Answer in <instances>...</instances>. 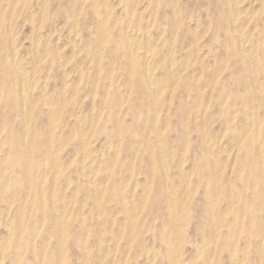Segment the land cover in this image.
I'll return each instance as SVG.
<instances>
[{"label":"rangeland","instance_id":"obj_1","mask_svg":"<svg viewBox=\"0 0 264 264\" xmlns=\"http://www.w3.org/2000/svg\"><path fill=\"white\" fill-rule=\"evenodd\" d=\"M0 1V264H264V0Z\"/></svg>","mask_w":264,"mask_h":264},{"label":"bare ground","instance_id":"obj_2","mask_svg":"<svg viewBox=\"0 0 264 264\" xmlns=\"http://www.w3.org/2000/svg\"><path fill=\"white\" fill-rule=\"evenodd\" d=\"M13 1V0H12ZM45 1V0H44ZM43 1V2H44ZM106 1V0H105ZM1 2V1H0ZM176 2V1H175ZM4 3V2H3ZM37 3V2H36ZM171 3V2H170ZM5 4V3H4ZM16 4V3H15ZM6 5V4H5ZM137 5V4H136ZM2 6V5H1ZM4 6V5H3ZM235 6V5H234ZM1 8V7H0ZM105 8V7H104ZM136 8V7H135ZM146 8V7H145ZM42 9V8H41ZM14 10V9H13ZM45 10V9H44ZM156 10V9H155ZM133 12H134V10H132ZM256 11V10H255ZM96 12V11H95ZM254 13V12H253ZM102 14V13H101ZM236 14V13H235ZM139 15V14H138ZM177 15V14H176ZM78 16V15H77ZM132 16V15H131ZM154 16V15H153ZM11 18V17H10ZM101 18V17H100ZM120 18H122V17H120ZM131 18V17H130ZM101 20V19H100ZM153 20V19H152ZM239 21V20H238ZM237 21V22H238ZM103 22V21H102ZM130 22V21H129ZM234 22V21H233ZM78 24V23H77ZM76 24V25H77ZM239 24V23H238ZM103 25V24H102ZM129 25V24H128ZM237 26V25H236ZM239 26V25H238ZM104 27V26H103ZM133 27V26H132ZM235 27V26H234ZM240 27V26H239ZM129 28V27H128ZM194 28V27H193ZM193 28H192V30H193ZM103 29V28H102ZM131 29V28H130ZM104 30V29H103ZM234 30V29H233ZM133 31V30H132ZM194 31V30H193ZM127 32H128V30H127ZM135 32H136V30H135ZM149 32V31H148ZM147 32V33H148ZM241 32H243V31H241ZM16 33V32H15ZM33 33V32H32ZM54 33V32H53ZM129 33V38H131L132 37V34H130V32H128ZM138 33V32H137ZM146 33V34H147ZM77 34V33H76ZM102 34H104V33H102ZM242 34V33H241ZM135 35V34H134ZM138 35V34H137ZM175 35V34H174ZM146 36V35H145ZM148 36V35H147ZM31 37V36H30ZM135 37V36H134ZM137 37V36H136ZM161 37V36H160ZM103 38V37H102ZM128 38V37H127ZM139 38H141V37H139ZM143 38V37H142ZM151 38V37H150ZM147 39V38H146ZM155 39V38H154ZM128 40V39H127ZM241 40V39H240ZM174 41V40H173ZM243 41V40H242ZM153 42V41H152ZM175 42V41H174ZM149 43V42H148ZM154 43V42H153ZM132 44H133V42H132ZM129 45V44H128ZM131 45V44H130ZM129 45V46H130ZM154 45V44H153ZM244 46V45H243ZM261 46V45H260ZM55 47V46H54ZM147 48H148V45L146 46ZM153 47V46H152ZM155 47V46H154ZM58 48V47H57ZM262 48V47H261ZM104 49V48H103ZM172 49H174V48H172ZM51 51V50H50ZM131 51V50H130ZM59 52V51H58ZM102 52V51H101ZM150 52H152V51H150ZM131 53H132V51H131ZM148 53V52H147ZM189 53V52H188ZM35 54V53H34ZM133 54H134V52H133ZM37 55V54H36ZM151 55V54H150ZM14 58H17V57H14ZM132 58V57H131ZM250 59V58H249ZM20 60V59H19ZM26 60V59H25ZM38 60V59H37ZM131 60V59H130ZM170 61H171V59H170ZM174 61V60H173ZM173 61L171 62V63H173ZM15 64H17V62H19L18 60H17V62L16 61H13ZM131 62H132V60H131ZM148 62V61H147ZM188 62V61H187ZM24 63V62H23ZM22 63V64H23ZM60 63V62H59ZM98 63V62H97ZM170 63V64H171ZM32 64V63H31ZM186 64V63H185ZM251 64V63H250ZM19 65V64H18ZM25 65V64H24ZM30 65V64H29ZM148 65V64H147ZM146 65V66H147ZM150 65V64H149ZM175 69H177L175 66H173ZM182 67V66H181ZM185 67V66H184ZM252 67V66H251ZM29 68V67H28ZM27 68V69H28ZM147 68H148V66H147ZM183 68V67H182ZM186 68V67H185ZM18 69H19V67H18ZM130 69V68H129ZM181 69V68H180ZM148 70V69H147ZM179 70V69H178ZM23 71H24V68H23ZM131 71V70H130ZM185 71V70H184ZM22 72V71H21ZM149 72V71H148ZM253 72V71H252ZM25 73V72H24ZM27 73V72H26ZM130 73V72H129ZM171 73H173V71L171 72ZM183 73V72H182ZM100 74V73H99ZM23 75H25V74H23ZM27 75V74H26ZM26 75H25V77H26ZM131 75V74H130ZM46 76V75H45ZM172 76H173V74H172ZM22 77V76H21ZM97 77V76H96ZM23 78V77H22ZM179 78V77H178ZM254 78H256V76L254 77ZM24 79V78H23ZM26 80V79H25ZM27 80H28V78H27ZM127 80H128V78H127ZM252 80H254V79H252ZM256 80V79H255ZM23 82V81H22ZM22 85H23V83H21ZM203 84V83H202ZM255 84V83H254ZM78 85V84H77ZM131 85V84H130ZM206 85V84H205ZM126 86V85H125ZM204 86V85H203ZM131 87V86H130ZM200 87V86H199ZM174 88V87H173ZM255 88H257V87H255ZM75 89V88H74ZM124 91V90H123ZM19 92V91H18ZM76 93V92H75ZM122 93V92H121ZM203 93V92H202ZM65 94V93H64ZM159 94V93H158ZM169 94H171V93H169ZM156 95H157V93H156ZM25 96V95H24ZM67 96H69V94L67 95ZM196 96V95H195ZM23 97V96H22ZM170 97V96H169ZM201 97H202V95H201ZM200 98V97H199ZM24 99V98H23ZM34 102H35V100H34ZM64 102V101H63ZM157 102H158V100H157ZM22 103H23V101H22ZM165 103V102H164ZM25 104V103H24ZM48 104V103H47ZM53 104V103H52ZM79 104H80V102H79ZM232 104H233V102H232ZM27 105V104H26ZM51 105V104H50ZM28 106H29V104H28ZM34 107V106H33ZM51 107V106H50ZM93 107V106H92ZM156 107V106H155ZM154 107V108H155ZM157 108V107H156ZM26 109H27V106H26ZM51 110V109H50ZM92 110V109H91ZM127 110V109H126ZM61 111V110H60ZM32 112V111H31ZM52 112H53V110H52ZM79 112V111H78ZM157 113V112H156ZM61 114V113H60ZM190 114V113H189ZM234 114V113H233ZM119 115V114H118ZM125 115V114H124ZM165 118V117H164ZM189 118V117H188ZM29 119V118H28ZM58 119V118H57ZM53 120V119H52ZM54 121V120H53ZM203 121V120H202ZM28 122H29V120H28ZM55 122V121H54ZM154 122H155V119H154ZM166 122V121H165ZM156 123V122H155ZM52 124H53V122H52ZM90 124H92V123H90ZM248 124V123H247ZM250 124H252L251 122H250ZM26 127V126H25ZM51 127H53V126H51ZM62 128V127H61ZM27 129V128H26ZM24 131V130H23ZM238 131V130H237ZM24 133H25V131H24ZM52 133V132H51ZM119 134V133H118ZM56 135H58V132H57V134ZM55 135V136H56ZM24 137H25V135H24ZM160 138V137H159ZM32 139V138H31ZM34 139V138H33ZM85 139V138H84ZM161 139V138H160ZM236 139H239V138H236ZM245 139V138H244ZM27 140V139H26ZM26 140H25V142H26ZM83 140V139H82ZM7 141V140H6ZM237 141V140H236ZM84 142V141H83ZM161 142V141H160ZM262 142V141H261ZM2 143V142H1ZM206 143V142H205ZM236 143V142H235ZM240 143V142H239ZM117 144V143H116ZM261 144V143H260ZM87 145V144H86ZM158 145H159V143H158ZM209 145V144H208ZM218 145V144H217ZM219 146V145H218ZM208 147V146H207ZM211 147V146H210ZM28 147H26L25 149H26V151L28 150L27 149ZM87 148V147H86ZM85 147H84V150L86 149ZM158 148H160V146L158 147ZM213 148V147H212ZM52 149V148H51ZM213 150V149H212ZM217 150V148L215 149V151ZM219 150V149H218ZM223 150V149H222ZM160 151V150H159ZM208 151V150H207ZM214 151V150H213ZM236 151H237V149H236ZM28 152V151H27ZM30 152H31V150L29 151V154H30ZM217 152V151H216ZM87 153V152H86ZM212 153V152H211ZM231 153V152H230ZM217 154V153H216ZM219 154V153H218ZM218 154H217V156H218ZM220 155V154H219ZM264 155V154H263ZM28 156V155H27ZM30 157H31V154L29 155ZM216 156V155H215ZM214 156V157H215ZM217 156H216V158H217ZM228 156V155H227ZM224 157H226V155L224 156ZM32 158V157H31ZM85 158V157H84ZM184 158V157H183ZM222 158V157H221ZM220 157H219V159H221ZM227 158V157H226ZM1 159V158H0ZM3 159H4V156H3ZM30 159V158H29ZM223 159V158H222ZM217 160V159H216ZM0 161H2V160H0ZM28 162V161H27ZM54 162H56L55 160H54ZM220 163V162H219ZM29 164V163H28ZM12 165V164H11ZM88 165V164H87ZM82 167H83V165H81ZM111 166H113V165H111ZM181 166V165H180ZM220 166V165H219ZM90 167V166H89ZM58 168H59V166H58ZM92 168V167H91ZM105 168V167H104ZM216 169V168H215ZM214 170V169H213ZM56 171V170H55ZM216 171V170H215ZM28 173H29V171H27ZM111 172V171H110ZM27 173V174H28ZM88 174H89V172H87ZM264 173V172H263ZM56 174V173H55ZM91 174V173H90ZM110 174V173H109ZM83 175V174H82ZM108 175V174H107ZM30 176V175H29ZM29 176H28V178H29ZM47 176V175H46ZM169 176V175H168ZM218 176V175H217ZM54 177V176H53ZM97 177V176H96ZM26 178H27V176H26ZM88 178V177H87ZM219 179V178H218ZM263 179V178H262ZM55 181V180H54ZM94 181V180H93ZM95 181H97V179L95 180ZM216 181V180H215ZM77 182V181H76ZM99 182V181H98ZM55 183V182H54ZM92 183H94V182H92ZM187 183V182H186ZM189 183V182H188ZM215 184H216V182H215ZM14 185V184H13ZM54 185V184H53ZM93 185V184H92ZM104 185H105V182H104ZM167 185V184H166ZM218 185V184H217ZM30 186V185H29ZM28 186V187H29ZM264 186V185H263ZM217 187V186H216ZM264 188V187H263ZM43 189V188H42ZM218 189V188H217ZM216 190V189H215ZM219 190V189H218ZM43 191V190H42ZM71 191V190H70ZM72 192V191H71ZM103 193V192H102ZM181 193H182V191H181ZM186 193V192H185ZM95 194V193H94ZM104 194V193H103ZM170 194H171V192H170ZM15 195V194H14ZM99 195V194H98ZM174 195V194H173ZM180 195H182V194H179L178 196H180ZM214 195H217L216 194V192H215V194ZM17 196H18V194H17ZM24 196V195H23ZM26 196H27V194H26ZM25 196V197H26ZM97 196V195H96ZM146 196V195H145ZM74 197V196H73ZM101 197H102V195H101ZM186 197V196H185ZM264 197V196H263ZM23 198V197H22ZM27 198V197H26ZM53 198V197H52ZM176 198V197H175ZM101 199V198H100ZM146 199V198H145ZM96 200V199H95ZM122 200H123V198H122ZM124 201V200H123ZM184 201V200H183ZM25 202V201H24ZM44 203H45V201H43ZM52 202V201H51ZM126 202V201H125ZM134 202V201H133ZM213 202H214V200H213ZM99 203H100V201H99ZM211 203V202H210ZM43 204V203H42ZM97 204V203H96ZM123 204V203H122ZM126 204V203H125ZM145 204V203H144ZM99 205V204H98ZM127 205V204H126ZM212 205H214L213 203H212ZM123 206H125V205H123ZM145 206V205H144ZM58 207V206H57ZM105 207V206H104ZM182 207V206H181ZM59 208V207H58ZM99 208V207H98ZM111 208V207H110ZM139 208V207H138ZM44 209V208H43ZM261 209V208H260ZM61 210V209H60ZM216 210V209H215ZM18 211V210H17ZM99 211V210H98ZM180 211H181V209H180ZM100 212H102V211H100ZM214 212V211H213ZM220 212V211H219ZM44 214V213H43ZM177 214V213H176ZM179 215V214H178ZM261 215V214H260ZM102 216V215H101ZM217 216V215H216ZM181 217V216H180ZM264 217V216H263ZM44 218V217H43ZM42 218V219H43ZM173 218H174V216H173ZM179 218V217H178ZM64 219V218H63ZM101 219V218H100ZM44 221V220H43ZM11 222V221H10ZM135 222V221H134ZM133 222V223H134ZM21 223V222H20ZM42 223V222H41ZM62 223H63V221H62ZM98 223H99V221H98ZM43 224V223H42ZM60 224V223H59ZM132 224V223H131ZM135 224V223H134ZM90 225V224H89ZM179 225V224H178ZM64 228V227H63ZM101 228V227H100ZM263 228V227H262ZM61 229H62V227H61ZM264 229V228H263ZM216 230V229H215ZM88 231V230H87ZM217 231H218V229H217ZM89 232V231H88ZM95 233V232H94ZM123 233V232H122ZM218 233V232H217ZM100 234V233H99ZM215 234V233H214ZM100 235H102V233L100 234ZM99 235V236H100ZM179 235V234H178ZM177 235V236H178ZM217 235V234H216ZM91 236V235H90ZM133 236V235H132ZM86 237V236H85ZM264 237V236H263ZM262 237V238H263ZM64 238V237H63ZM100 238V237H99ZM216 238V237H215ZM86 239H87V237H86ZM217 239V238H216ZM98 240V239H97ZM85 241V240H84ZM100 241V240H99ZM45 242V241H44ZM47 242V241H46ZM63 242H65L64 240H63ZM48 243V242H47ZM95 243V242H94ZM63 244V243H62ZM97 245V244H96ZM95 245V246H96ZM45 246V245H44ZM63 246V245H62ZM98 246V245H97ZM259 246V245H258ZM43 247V246H42ZM44 248V247H43ZM89 248H92V247H89ZM45 249V248H44ZM62 250V249H61ZM175 250H176V248H175ZM87 252V251H86ZM100 252V251H99ZM173 252H174V250H173ZM16 254V253H15ZM99 254V253H98ZM207 254V253H206ZM65 255V254H64ZM105 255H107V254H105ZM44 256V255H43ZM62 256V255H61ZM90 256V255H89ZM1 257V256H0ZM64 257V256H63ZM63 257H61V258H63ZM98 257H99V255H98ZM174 257H175V254H174ZM173 257V258H174ZM232 257H234V256H232ZM18 258V257H17ZM42 258V257H41ZM237 258V257H236ZM87 259H88V257H87ZM93 259V258H92ZM102 259H103V257H102ZM233 259V258H232ZM63 260V259H62ZM101 260V259H100ZM130 260V259H129ZM234 260H235V258H234ZM62 262V261H61ZM97 261H95L94 262V264L96 263ZM150 262V261H149ZM175 262V261H174ZM233 262V261H232ZM240 262V261H239ZM99 263H100V261H99ZM176 264H177V262H176Z\"/></svg>","mask_w":264,"mask_h":264}]
</instances>
